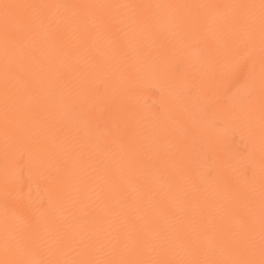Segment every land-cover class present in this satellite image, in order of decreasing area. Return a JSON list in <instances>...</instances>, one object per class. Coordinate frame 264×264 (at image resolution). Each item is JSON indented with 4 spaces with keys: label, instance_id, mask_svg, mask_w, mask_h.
<instances>
[{
    "label": "bare ground",
    "instance_id": "1",
    "mask_svg": "<svg viewBox=\"0 0 264 264\" xmlns=\"http://www.w3.org/2000/svg\"><path fill=\"white\" fill-rule=\"evenodd\" d=\"M4 3L0 264H260L262 0Z\"/></svg>",
    "mask_w": 264,
    "mask_h": 264
},
{
    "label": "snow or ice",
    "instance_id": "2",
    "mask_svg": "<svg viewBox=\"0 0 264 264\" xmlns=\"http://www.w3.org/2000/svg\"><path fill=\"white\" fill-rule=\"evenodd\" d=\"M3 9V16H4V25H5V30L6 34L9 29V26L15 21L17 18V10L23 9V8H32V7H38L35 5H18V4H8L4 3L3 5H0ZM261 9L264 11V0H262L261 3ZM31 18L28 19V23L30 24ZM262 253H264V243H262ZM244 264H254L252 261H247L244 262ZM260 264H264V259L261 260Z\"/></svg>",
    "mask_w": 264,
    "mask_h": 264
}]
</instances>
